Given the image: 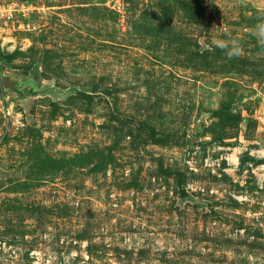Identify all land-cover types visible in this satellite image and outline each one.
Wrapping results in <instances>:
<instances>
[{
	"label": "rangeland",
	"instance_id": "374dc122",
	"mask_svg": "<svg viewBox=\"0 0 264 264\" xmlns=\"http://www.w3.org/2000/svg\"><path fill=\"white\" fill-rule=\"evenodd\" d=\"M8 8L0 66L51 90H0V264H264V0Z\"/></svg>",
	"mask_w": 264,
	"mask_h": 264
},
{
	"label": "water",
	"instance_id": "95a60500",
	"mask_svg": "<svg viewBox=\"0 0 264 264\" xmlns=\"http://www.w3.org/2000/svg\"><path fill=\"white\" fill-rule=\"evenodd\" d=\"M0 90L3 95H14L22 105H27L30 98L44 95L51 88H39L34 74L21 76L0 66ZM179 197H187L186 189L179 190Z\"/></svg>",
	"mask_w": 264,
	"mask_h": 264
},
{
	"label": "clouds",
	"instance_id": "9594fccd",
	"mask_svg": "<svg viewBox=\"0 0 264 264\" xmlns=\"http://www.w3.org/2000/svg\"><path fill=\"white\" fill-rule=\"evenodd\" d=\"M252 34L255 36L258 44L264 48V13L257 18ZM212 45L221 49L229 59L240 57L243 54V47L238 40H225L220 37H213Z\"/></svg>",
	"mask_w": 264,
	"mask_h": 264
},
{
	"label": "built area",
	"instance_id": "2783aa9c",
	"mask_svg": "<svg viewBox=\"0 0 264 264\" xmlns=\"http://www.w3.org/2000/svg\"><path fill=\"white\" fill-rule=\"evenodd\" d=\"M0 13L3 15L2 17H8V16L11 15L12 11H11V9L8 8V9H3V10H1ZM207 162H208V161L205 160V166L208 165Z\"/></svg>",
	"mask_w": 264,
	"mask_h": 264
}]
</instances>
